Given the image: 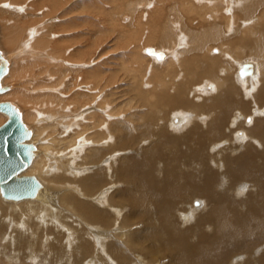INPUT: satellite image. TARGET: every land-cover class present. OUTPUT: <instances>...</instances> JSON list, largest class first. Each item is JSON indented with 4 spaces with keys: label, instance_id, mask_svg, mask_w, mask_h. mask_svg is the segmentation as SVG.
Segmentation results:
<instances>
[{
    "label": "bare ground",
    "instance_id": "1",
    "mask_svg": "<svg viewBox=\"0 0 264 264\" xmlns=\"http://www.w3.org/2000/svg\"><path fill=\"white\" fill-rule=\"evenodd\" d=\"M24 41L32 62L15 52ZM0 49V101L36 146L21 173L42 182L21 199L0 188L9 260L264 264V0H0ZM39 66L52 90L28 79ZM54 150L75 153L73 175L66 160L50 167ZM69 180L80 188L64 198L72 214L52 200ZM79 213L120 227L118 241L84 235Z\"/></svg>",
    "mask_w": 264,
    "mask_h": 264
},
{
    "label": "water",
    "instance_id": "2",
    "mask_svg": "<svg viewBox=\"0 0 264 264\" xmlns=\"http://www.w3.org/2000/svg\"><path fill=\"white\" fill-rule=\"evenodd\" d=\"M0 91L6 89L1 79L8 66L0 49ZM241 73L246 74L244 67ZM0 110L7 113L8 118L0 125V188L4 197L21 199L33 197L42 186L40 179L34 174H22L34 157L36 148L28 141L32 131L27 127L21 112L9 100L0 101Z\"/></svg>",
    "mask_w": 264,
    "mask_h": 264
},
{
    "label": "rangeland",
    "instance_id": "3",
    "mask_svg": "<svg viewBox=\"0 0 264 264\" xmlns=\"http://www.w3.org/2000/svg\"><path fill=\"white\" fill-rule=\"evenodd\" d=\"M7 5H9V4H7ZM2 7H5V5H1ZM10 6V5H9ZM70 8V7H69ZM110 43H112V42H110ZM109 43V44H110ZM26 44V45H25ZM112 49V48H111ZM10 52L11 51H15V50H9ZM16 53H17V55H18V57H19V59H23L24 61H26V59H27V61H29V62H32V61H34L33 59H35L34 58V56L31 54V52H30V48H29V44L27 43V41L25 42L24 41V44H22V46H20L19 47V50H16L15 51ZM7 53H8V50H7ZM9 54V53H8ZM150 55V54H149ZM115 57H111V60L113 61V63L114 62H116L117 61V63H119L118 61V57H117V54H115L114 55ZM11 57V56H10ZM154 57V56H153ZM31 59V60H30ZM36 59H38L39 60V58H36ZM94 62H92L88 67H87V69H90L92 66H94ZM38 69L40 70L41 69V67L39 66L38 68H36V70H35V72L34 73H32V74H28L29 76V80H31V82H32V86L33 87H37V88H39V89H37V90H50L51 88H48L47 86V84L46 85H42V83H43V79H44V77H46L47 76V74H46V72L45 73H42V70H40V71H38ZM87 69H85V70H87ZM38 72V73H37ZM37 73V74H36ZM42 80V81H41ZM41 81V82H40ZM48 83H50V82H48ZM35 85V86H34ZM36 85H38V86H36ZM78 87L79 88H83L84 86H82V82L80 81L79 82V84H78ZM52 90V89H51ZM96 105H95V107L93 108V110H91V111H94V110H98L97 109V107H98V105H97V103H95ZM112 107H113V105H111ZM85 108V107H84ZM44 110V109H43ZM43 110H42V113H44L43 115L46 117V119H45V121L48 119V117H50V116H48L49 115V113H45V112H43ZM109 111H110V109H108ZM87 113V112H86ZM107 115H108V113H107ZM62 120V121H61ZM70 120V119H69ZM59 122H65L64 123V125L65 126H67V124H68V118H66L65 116H63L62 117V119H59L58 120ZM67 122V123H66ZM75 130H77V128H74ZM73 150V149H72ZM70 153H72L71 151H69ZM66 153V152H64L63 150L62 151H56V150H54L53 152H51V155H50V161L51 162H49L50 163V167H52L53 168V170H56V169H59V166H60V164H61V162L62 161H65L66 160V164H67V173L71 176V175H73V171L74 170H72V168H75L76 166H77V163H75L74 161H73V157L72 156H75V153H73V154H71L70 155V153ZM140 152H141V150H138L137 152H130V155H135V154H137L138 156H141L142 155V152H141V154H140ZM62 154H63V156L64 155H67L68 157L65 159V157H62ZM140 154V155H139ZM72 160V162H71V160ZM68 160H70V161H68ZM74 162V163H73ZM69 163V164H68ZM69 166V167H68ZM63 171V170H62ZM70 182V183H69ZM78 183L77 181H71V180H69V181H66L65 183H63L62 185L60 184V186H58L57 184L58 183H54L55 184V187H57V188H60L59 190H57L58 191V194H57V191H52V197H53V199L52 200H55L54 202H55V208H56V210H62L61 208H64L66 211H68L69 210V212H70V214H72V208L70 207L69 208V206L70 205H68L67 203V201H66V199H64L66 196H68V195H77V193H78V191H80V188L78 187V184H76V183ZM72 183V184H71ZM65 184V185H64ZM76 184V185H75ZM240 184V183H239ZM68 186V187H67ZM76 186V187H75ZM77 188V189H76ZM76 189V190H75ZM70 190H71V192H70ZM82 191V190H81ZM61 192V193H60ZM54 193V194H53ZM59 195V196H58ZM186 198V197H185ZM57 199V200H56ZM67 202V203H65V202ZM64 203V204H63ZM67 204V205H66ZM56 205H58V206H56ZM10 216H11V213H8ZM76 216V215H75ZM77 217H81L85 222H87V223H90L91 225H87V228H88V230H89V232H88V230H87V232L86 233H84L83 232V234L84 235H86V236H89V238H96L97 239V237H96V235L95 234H98V232H106V234L108 235V238H111L112 240H117L118 241V235H117V232L118 231H120V227H117V226H114V227H112V226H106V225H103V228L100 226V228L98 227V225L97 226H95L96 224L95 223H97V222H93L91 219H86L85 217H82L81 216V214L79 213V216H77ZM10 219V218H9ZM13 219V221H15V218L13 217H11V219L10 220H12ZM15 223V222H14ZM43 223H45L44 221H43ZM52 223L53 224H55L56 225V222H55V220H53L52 221ZM59 223L62 225V226H64V224L65 223H63V222H60L59 221ZM97 227V229L95 228V227ZM137 226H139V227H142L141 225H136V226H131V229H134V228H136ZM102 228V229H101ZM104 229V230H103ZM107 229V230H106ZM95 231V232H94ZM108 231V232H107ZM112 231V232H111ZM64 234H63V238L65 239L64 240V242L65 241H67L68 239H69V235H70V231H69V229H68V232L67 231H62ZM91 233H92V235L94 236H92L91 237ZM98 236L99 237H101V235H99L98 234ZM43 238V239H42ZM42 239V240H41ZM70 239H72V237H70ZM95 241V240H94ZM36 242H40V253H44L45 252V250H42V245L44 244V246H46L47 244H46V242H47V237H40V233H39V231H38V235L36 236ZM90 242V241H89ZM86 243V245H91L90 243ZM96 242V241H95ZM97 243V242H96ZM88 247H90V246H88ZM88 247H86V248H88ZM0 249H1V247H0ZM93 253H95V251H93ZM7 254H8V251L7 250H2L1 252H0V260H1V263L2 264H4V262H5V264H18L19 263V261L20 260H18V261H12V260H9L8 259V257H7ZM141 254H143L142 256L143 257H146V255H144V253H142L141 252ZM140 254H135L134 256L138 259V258H140V257H138ZM52 256L53 257H56V259H52ZM170 256V254H166L165 256H163V255H161V253H158L157 255H156V257H158L159 258V260H158V262L156 263V264H170L171 263V258L169 257ZM66 258V255H65V253H63V254H60V253H58V252H56V253H49V264H67V262H61V261H59V259H61V258ZM141 259V258H140ZM140 259H138V260H140ZM27 260L29 261V264H31V262H32V259H29V258H27ZM3 261V262H2ZM169 261V262H168ZM84 261H83V257L82 256H78V257H75V259H74V264H82Z\"/></svg>",
    "mask_w": 264,
    "mask_h": 264
},
{
    "label": "snow or ice",
    "instance_id": "4",
    "mask_svg": "<svg viewBox=\"0 0 264 264\" xmlns=\"http://www.w3.org/2000/svg\"><path fill=\"white\" fill-rule=\"evenodd\" d=\"M242 191H243V189H242Z\"/></svg>",
    "mask_w": 264,
    "mask_h": 264
}]
</instances>
